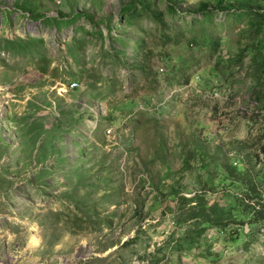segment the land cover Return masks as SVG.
<instances>
[{
  "label": "rangeland",
  "instance_id": "rangeland-1",
  "mask_svg": "<svg viewBox=\"0 0 264 264\" xmlns=\"http://www.w3.org/2000/svg\"><path fill=\"white\" fill-rule=\"evenodd\" d=\"M233 5L0 0V264H264L257 37L202 16Z\"/></svg>",
  "mask_w": 264,
  "mask_h": 264
},
{
  "label": "trees",
  "instance_id": "trees-1",
  "mask_svg": "<svg viewBox=\"0 0 264 264\" xmlns=\"http://www.w3.org/2000/svg\"><path fill=\"white\" fill-rule=\"evenodd\" d=\"M258 0H246V5L241 8L238 5H233L232 8L234 9L232 12L228 10H223L220 6H217L213 11H203L202 16L205 20H210L212 14L220 13L219 11L223 12L226 16L232 14V18L236 17H245L247 18V28L251 30L254 35L257 37L256 41L250 45V48L253 50V54L251 59L249 60L250 70L252 71V89L251 95L252 99L256 104V111L264 118V7L262 8H252V3H257ZM263 1V0H259ZM225 8H229L226 5ZM131 10V5L126 4L123 7V12L128 13ZM226 18V17H225ZM210 47L209 45H206ZM249 191L252 192L253 190L251 187ZM254 193V192H253ZM248 194H245L247 196ZM252 199V197H250ZM258 201L255 205H249V203L244 202V198H235L234 202H238V206L244 209L245 215L249 217L248 224L252 226L251 231L247 234L246 238L247 243L244 246V252H249V244L250 243H259L260 239H263L264 242V198L259 195L257 197ZM203 204H199L198 207L202 208ZM210 211L215 212V209H210ZM260 244H257L259 246ZM264 246V244H263ZM189 248V247H188Z\"/></svg>",
  "mask_w": 264,
  "mask_h": 264
},
{
  "label": "bare ground",
  "instance_id": "bare-ground-1",
  "mask_svg": "<svg viewBox=\"0 0 264 264\" xmlns=\"http://www.w3.org/2000/svg\"><path fill=\"white\" fill-rule=\"evenodd\" d=\"M34 242L38 243V237L36 235L33 236Z\"/></svg>",
  "mask_w": 264,
  "mask_h": 264
},
{
  "label": "built area",
  "instance_id": "built-area-1",
  "mask_svg": "<svg viewBox=\"0 0 264 264\" xmlns=\"http://www.w3.org/2000/svg\"><path fill=\"white\" fill-rule=\"evenodd\" d=\"M70 87L71 88H75L76 87V84H71Z\"/></svg>",
  "mask_w": 264,
  "mask_h": 264
}]
</instances>
